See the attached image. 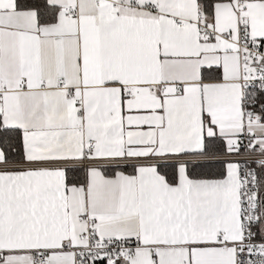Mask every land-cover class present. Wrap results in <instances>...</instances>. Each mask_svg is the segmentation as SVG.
Returning <instances> with one entry per match:
<instances>
[{"label":"snow or ice","instance_id":"1","mask_svg":"<svg viewBox=\"0 0 264 264\" xmlns=\"http://www.w3.org/2000/svg\"><path fill=\"white\" fill-rule=\"evenodd\" d=\"M0 264H264V0H0Z\"/></svg>","mask_w":264,"mask_h":264}]
</instances>
